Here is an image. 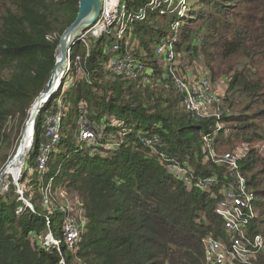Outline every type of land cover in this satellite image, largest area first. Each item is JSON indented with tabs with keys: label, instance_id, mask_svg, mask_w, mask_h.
<instances>
[{
	"label": "trees",
	"instance_id": "1",
	"mask_svg": "<svg viewBox=\"0 0 264 264\" xmlns=\"http://www.w3.org/2000/svg\"><path fill=\"white\" fill-rule=\"evenodd\" d=\"M150 2L127 0L135 15L129 19L127 47L143 65L138 78L121 79L109 70L107 51L112 43L108 38L89 46L80 42L71 49L70 74L36 117L33 149L26 162L35 173L29 174L24 164L19 179L26 186L23 197L30 199L34 210L12 182L8 189L0 188V264H207L202 239L210 233L222 236L215 207L234 176L225 165L206 160L209 146L204 136L213 135L218 122L222 124L214 151L224 153L264 118V0H195L202 6L192 10L194 21L164 1L154 6ZM242 4L252 8V14L249 10L234 14ZM78 7V0H0V147L6 141L13 144L6 125L16 119L21 125L29 118L55 63L60 36L52 33L59 29L61 35L74 21ZM141 8L146 9V17L136 19ZM163 10L160 30L157 15ZM194 22L197 25L191 28ZM159 36L166 38L163 42L172 40L176 53L183 49L218 57L208 63L213 78L223 75L221 58L229 69L245 54L249 62L229 77L228 93H244L251 104L240 115L224 109L220 118H200L186 111L182 95L166 78L170 66L163 70L156 55ZM77 56L85 72L82 78L74 77ZM56 95H61L62 104L46 115ZM234 105L232 101L229 107ZM57 111L64 114L61 133L42 173L37 159L40 146L48 140L45 120ZM112 119L124 125L123 135ZM85 120L100 134L93 143L81 139L80 125ZM148 134L157 136L158 152L178 158L189 168L191 184L141 141ZM257 162L263 163L251 156L239 160L256 197L258 216L249 224L251 234L264 233V178L255 172ZM214 176L218 182L210 190L195 186L198 180ZM59 182L66 184L67 191H77L82 208V232L74 248L44 244L49 233L64 238L69 212L63 206L56 208L52 200L50 210L51 203L42 204L43 191ZM253 264H264V254L259 253Z\"/></svg>",
	"mask_w": 264,
	"mask_h": 264
},
{
	"label": "built area",
	"instance_id": "2",
	"mask_svg": "<svg viewBox=\"0 0 264 264\" xmlns=\"http://www.w3.org/2000/svg\"><path fill=\"white\" fill-rule=\"evenodd\" d=\"M160 1L168 3V6H173L174 9L181 6L180 13L185 12L186 0H151L150 6L157 5ZM134 16L133 12L128 8L127 0H102L99 17L78 38V42L83 43L85 46H89L92 42L103 37L110 39L113 52L107 63V67L115 76H123L127 79L138 78L143 68L142 62L127 47L131 37V34L128 33L131 29H129V19H132ZM145 17L146 9L141 8L136 15V19H144ZM124 45L127 48H124L120 52ZM155 52L161 60L166 62L168 67L170 66L166 78L172 83L173 88L182 95L184 109L200 118H220L222 111L219 109V106L223 103V95L220 90H217L218 87L214 85L210 77L206 75L185 76L177 66V53L174 43L170 39L167 42L160 43L156 47ZM76 60L75 73L84 75L81 57L77 56ZM71 69L70 51L68 53V67L64 74L63 82L66 76L70 74ZM63 118L64 114L61 111H57L48 116L45 121V136L48 140L40 146V153L37 159V169L42 173L47 171L50 153L60 137ZM222 127V124L218 122L214 134L204 136V142L209 146L206 160L212 159L217 164L225 165L234 178L229 181V186L222 191L223 195L215 207V213L222 222V236L210 233L202 239L204 258L207 264H253L259 253L264 254V233L251 234L248 231L249 224L258 216L256 197L255 193L250 190L245 176L240 171L239 160L242 157L238 158L232 152L217 155L214 151V143ZM226 133L229 134V130H226ZM34 135L35 127L33 129L29 153L33 149ZM99 135L95 129L90 127V123L87 120L81 123L80 136L82 140L93 143ZM141 141L149 146L153 152L158 153L160 160L166 161L168 168L173 173L183 176V180L186 183H192L190 170L186 165L174 156L157 151L156 146L159 141L157 136L154 134L142 135ZM217 182L218 180L215 176L206 177L198 180L195 186L208 191ZM18 189L26 205L34 210L33 204L23 197V190L21 188ZM43 192L42 204L47 207L51 203L50 194L48 189H45ZM80 212L79 216L81 220L82 208ZM81 232L82 229L78 221L69 217L64 222L63 240L56 239L52 233H49L44 238V244L60 248L61 244L65 243L69 248H74L75 243L80 239Z\"/></svg>",
	"mask_w": 264,
	"mask_h": 264
},
{
	"label": "rangeland",
	"instance_id": "3",
	"mask_svg": "<svg viewBox=\"0 0 264 264\" xmlns=\"http://www.w3.org/2000/svg\"><path fill=\"white\" fill-rule=\"evenodd\" d=\"M186 2H190V6L188 5V9L185 13L183 12L180 14H183L182 17H187L189 19L192 16V14H195V13H192V10L198 11L202 5H196L195 0H186ZM168 8H170V6H168ZM180 9H181V6L178 7V10H180ZM246 10H249V13L252 14V8H249L247 5L244 6V4H242L241 6H237V8L234 11V14H246L247 13ZM164 12H166V11L163 10L162 12H159V14L157 15L159 17V19L157 20L156 27L160 30L164 28L163 24H162ZM167 18H170V15H168ZM192 18H190V19H192L193 21L196 20L195 17H192ZM177 20H181V18H179ZM195 25H197V24L194 22L190 26H191V28H195ZM52 36H54V37L60 36L59 29H56L52 33ZM163 38H164L163 36H159L158 39L156 40V42L161 43V42H163L164 39L166 40V38H164V39ZM168 40H169V38H168ZM134 42H135L134 45L135 44L138 46L140 45V42H136V41H134ZM156 42H154V43H156ZM77 43H79V42L77 41ZM154 45L155 44H153L152 47H154ZM112 52H113L112 47H110L108 49L107 53H108V55L111 56ZM217 59H218V57L209 58L208 55L203 53L202 51H198L197 53L190 54L189 52H185L182 49L180 51V53H177V61L176 62H177L178 68L180 69V71L185 76L194 77V76H198V75H206V76L210 77L212 79V81L214 82L215 86L218 87L217 90L218 91L220 90L222 95H223V103L221 104V106H219V109L221 111H223L224 109L231 108V111L234 115H237V114L240 115V113H242V111L244 109H246V107L251 104V99L246 94L240 93L237 90H234V91L228 93V86H229L228 79H229V77H231L235 73V71H241L244 68V66L247 65V63L249 62V58L245 54L240 55L239 57H237L234 60L233 63H230L233 66V68L229 67V69L224 68L225 60L223 58H221L219 60V64L222 66L221 70H222L223 75H220L218 77L213 78L212 75L214 73V70H212L209 67L208 63H210L212 60H217ZM161 67L164 70L165 68L168 67V65L166 64L165 61L161 60ZM72 75H73V73L70 76H72ZM75 76L82 78L84 75L77 73V74H74V77ZM121 79H127V78L122 76ZM158 79H159V77L156 78V80H158ZM59 87H60V85L58 86V88ZM149 87H151V86H149ZM58 88L56 89V91L58 90ZM142 89H144V88H142ZM55 92H54V94H55ZM170 93L171 92H166L165 94L168 95ZM171 96H173V94H171L170 97ZM60 100H61V95H56L54 97L52 106L46 111V115H49L52 112V109H56L58 107V103L60 102ZM232 101H234L235 105L229 107L230 103ZM60 103L62 104V102H60ZM30 111H31V109L29 110V112ZM16 120H18V119H16ZM16 120L13 122H9L6 125V127H7L6 130H7V132L10 131L9 135L12 139L13 144L11 146L10 144H7V141H6V143L2 147H0V173H1L2 169L5 168L4 166H6L7 162L10 161L13 154L20 147V145H21L20 142H21L23 135H24L23 132L25 130V126H26L27 121H28V120H26L25 123H22L20 125L19 123H16ZM46 120H47V118H46ZM250 121H252V119ZM112 122H115L116 127H118L121 134L123 135L124 131L122 132L121 126H124V125L117 119H112ZM250 124H252V123H250ZM249 126H251V125H249ZM44 131H45V129L43 128V132ZM236 131H237V129L234 130V132H236ZM15 132H18V135H16ZM244 132L245 133L243 134V136L245 139H243L242 142H239L236 144L234 142L232 144V147L227 152H232L233 154H236V156H238V158L242 157L240 159L241 161L245 160L247 157H250V156H251V158L254 157V159H259L260 161H262L263 163L259 162V164L257 162L255 172L259 171L260 172L259 176H261V178H264V118L261 121H258V123H256V125L254 126V129L252 131L250 130V131H244ZM111 137H113V136H111ZM42 139L44 140L45 138L42 137ZM109 147L110 146H108V148ZM72 149H74L73 146H72L71 150ZM216 152L217 151H215V153ZM216 154L221 155L223 153L217 152ZM28 159L29 158H28V154H27V156L25 158V163H24L25 165H26V162ZM25 165H23L21 167L17 178H15L12 175H5L2 179V181L0 182V188H2L3 190H6V189H8L10 182H12L13 184L16 185V188L18 191H19L18 188L26 189L25 184H22L19 181L21 175L23 174ZM29 166H30V162L28 161L25 168L28 169L29 174H34L35 173L34 167H32V166L29 167ZM65 183H66V181H65ZM64 184H62V182L61 183L59 182L56 184V186L52 185L53 187L49 186L46 188L49 191L50 200H52V203H53V205L56 206V208L62 207V206L65 207L66 210L69 212L68 218L72 217L74 220L78 221V223H79L80 222V216L79 215L81 213L80 212L81 206L79 203V197H78L77 191H74V190L67 191ZM52 196H53V198H52ZM27 200H30V199H27ZM37 203H39V201H37ZM52 203H51V207L47 208L48 210H50L52 208Z\"/></svg>",
	"mask_w": 264,
	"mask_h": 264
},
{
	"label": "water",
	"instance_id": "4",
	"mask_svg": "<svg viewBox=\"0 0 264 264\" xmlns=\"http://www.w3.org/2000/svg\"><path fill=\"white\" fill-rule=\"evenodd\" d=\"M79 7L77 15L74 21L65 28L59 37L56 49H55V63L50 74L49 81L45 89L35 99V102L31 108L30 116L27 119V124L23 132V138L20 142L21 146L24 147V142L28 137V134L33 133V130L29 132V126L34 129L36 117L40 111L42 105L47 102L54 95V92L60 84L63 82L64 74L68 67V53L71 51L73 46L77 43L78 38L83 35L84 31L87 30L99 17L102 7V0H78ZM32 144V138H31ZM31 146V145H30ZM30 147L28 148L29 153ZM22 153L19 148L15 154V159ZM3 170V169H2ZM6 175V171H1L0 182Z\"/></svg>",
	"mask_w": 264,
	"mask_h": 264
},
{
	"label": "bare ground",
	"instance_id": "5",
	"mask_svg": "<svg viewBox=\"0 0 264 264\" xmlns=\"http://www.w3.org/2000/svg\"><path fill=\"white\" fill-rule=\"evenodd\" d=\"M33 128L32 126H29V132L32 131ZM33 133L28 134V137L26 138L25 142H24V147H22L20 145L19 148H21L22 153L15 159V154L16 152L13 154V156L11 157L10 161L7 162L6 166H4L5 168L3 169L4 171H6V175H12L15 178L18 177V174L20 172L21 167L24 165L25 163V158L28 154V148H31V138H32ZM18 148V149H19ZM17 149V150H18ZM2 170V171H3Z\"/></svg>",
	"mask_w": 264,
	"mask_h": 264
}]
</instances>
